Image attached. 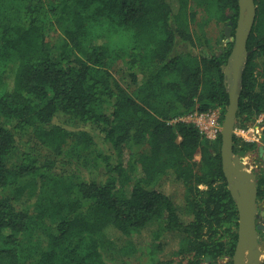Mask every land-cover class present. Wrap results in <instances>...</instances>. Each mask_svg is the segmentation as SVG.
Listing matches in <instances>:
<instances>
[{
	"label": "trees",
	"instance_id": "trees-1",
	"mask_svg": "<svg viewBox=\"0 0 264 264\" xmlns=\"http://www.w3.org/2000/svg\"><path fill=\"white\" fill-rule=\"evenodd\" d=\"M255 1L242 128L264 114ZM238 16L239 0H0V264H163L150 258L160 231L180 237L188 264L233 254L221 132L172 121L218 109L223 122L234 42L222 23L234 35ZM256 145L234 137L240 156ZM258 185L263 198L264 168Z\"/></svg>",
	"mask_w": 264,
	"mask_h": 264
},
{
	"label": "water",
	"instance_id": "water-1",
	"mask_svg": "<svg viewBox=\"0 0 264 264\" xmlns=\"http://www.w3.org/2000/svg\"><path fill=\"white\" fill-rule=\"evenodd\" d=\"M257 16L255 0H239V16L235 34H232L233 21L225 26V43L234 42L232 53L224 66L225 84L229 93V105L224 115L221 129L222 163L231 190L239 210L238 241L234 255L235 264H261L264 243L260 244L256 217L257 178L252 171V165L234 151V137L237 123V113L242 92L243 74L248 62L250 51L247 47L250 34ZM262 139L264 140V129ZM264 155V147L260 148ZM207 257V260H210ZM167 264H179L176 262Z\"/></svg>",
	"mask_w": 264,
	"mask_h": 264
},
{
	"label": "rangeland",
	"instance_id": "rangeland-1",
	"mask_svg": "<svg viewBox=\"0 0 264 264\" xmlns=\"http://www.w3.org/2000/svg\"><path fill=\"white\" fill-rule=\"evenodd\" d=\"M192 3H193V5L195 4L194 1ZM224 24L225 23H222V25L225 27ZM196 27H198V25H196ZM208 29H209L211 35L214 37V39L218 38L221 35V27L217 26L215 21H213L210 24V26H208ZM220 40L225 43L226 36L225 37H221ZM112 70L115 71V74H116V71H117L118 74L120 73L119 72L120 68L118 67L117 64L113 67ZM7 71H8L7 74H9L10 71H11V67L7 68ZM212 113H215V116H217L218 119H219V123L222 125L223 122H220V111L217 109V110H214ZM256 124H257V122L255 121L251 126H249V128L255 126ZM249 136H251V133H250ZM256 144L257 145H256V148L254 150H251V151L247 152L242 157L244 158V160L246 162H249L252 165V170H254V167L257 165L258 166L257 171L258 170L261 171V169L264 167V158H263L264 155L261 154L260 148L262 146L264 147V144L259 143V142H256ZM83 175H87L86 171L83 172ZM176 189L178 191L174 192ZM168 191L174 192L173 195H174L175 199L177 200V203L182 201V198H181L182 188L168 185ZM160 234L161 235L157 239L156 243H161L160 244L161 247L156 252L155 251L156 250V248H155L156 246L154 245L155 247H154L153 250L155 252H154V254L152 252L150 253L151 260L152 261H156L155 258H157L158 260L179 259V258H181L180 256H177L175 254V251L178 249V247L180 245V237L176 233H167V232L160 231ZM116 235H117V233H116ZM144 239H146V240H144ZM135 240H136L137 243L139 241H141L140 245H142L143 252H146V251H144V250H146L144 248L145 245L147 243H149V242H152L154 239L150 236V234L148 236L147 232H143L142 234L136 236ZM138 264H140V262H138Z\"/></svg>",
	"mask_w": 264,
	"mask_h": 264
},
{
	"label": "built area",
	"instance_id": "built-area-1",
	"mask_svg": "<svg viewBox=\"0 0 264 264\" xmlns=\"http://www.w3.org/2000/svg\"><path fill=\"white\" fill-rule=\"evenodd\" d=\"M213 112V111H212ZM192 113L186 117H180L172 122L183 119L187 121L195 122L201 129V131L210 138H215L221 132L222 125L219 123V119L215 116V113ZM257 124L251 128L236 127L235 135L241 137L246 141L259 142L264 144L262 139L264 129V114L260 115L256 120ZM251 133V136H249Z\"/></svg>",
	"mask_w": 264,
	"mask_h": 264
},
{
	"label": "flooded vegetation",
	"instance_id": "flooded-vegetation-1",
	"mask_svg": "<svg viewBox=\"0 0 264 264\" xmlns=\"http://www.w3.org/2000/svg\"><path fill=\"white\" fill-rule=\"evenodd\" d=\"M263 158H264V156H263ZM257 168H258V166L256 165L254 167V170H252V171L257 173L258 177H259L260 171L259 170L257 171ZM258 186L259 185H258V178H257V188H258ZM257 204H258V211H257L256 223H257V226L264 225V197L262 198L259 196V190H258V194H257ZM258 237H259L258 239L260 241V244H263L264 243V228H258ZM235 251H236V247H235V250L231 256L230 255L225 256V257L219 258L217 260H214V259L207 260V258H206V260L203 264H235V261H234ZM263 253H264V248H263L262 255H261V264L264 261V254ZM180 257L181 258H179V259H173L172 261H166L163 264L173 263V262H176L179 264H188V259H184L182 256H180ZM164 260H169V259H164Z\"/></svg>",
	"mask_w": 264,
	"mask_h": 264
},
{
	"label": "bare ground",
	"instance_id": "bare-ground-1",
	"mask_svg": "<svg viewBox=\"0 0 264 264\" xmlns=\"http://www.w3.org/2000/svg\"><path fill=\"white\" fill-rule=\"evenodd\" d=\"M264 254V253H263Z\"/></svg>",
	"mask_w": 264,
	"mask_h": 264
}]
</instances>
